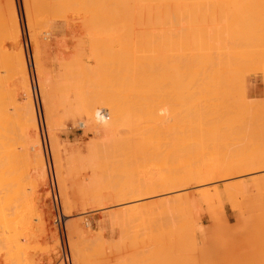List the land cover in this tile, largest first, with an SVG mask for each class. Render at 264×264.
<instances>
[{"label":"rangeland","instance_id":"1","mask_svg":"<svg viewBox=\"0 0 264 264\" xmlns=\"http://www.w3.org/2000/svg\"><path fill=\"white\" fill-rule=\"evenodd\" d=\"M13 1L19 31L18 45L24 57L40 142V147H34L30 152L31 154L35 152V156L42 157L45 181L35 179V174H31L33 168L28 165L30 175L27 180L24 179L26 176L23 178L24 181L21 180L22 176L19 178L21 184L17 183L14 146L17 133L15 131L16 112L12 103L13 92L15 94L12 86L15 79L11 78L15 76L10 71L11 65L7 61L10 54L15 51L16 45L10 41L9 37L6 38L9 36V31L5 33L7 28H3L0 33V52L2 51L0 53V87L2 85L0 89V170L2 169L0 171V264H63L60 260L58 232L48 201L47 171L49 167L54 170L58 183L72 264H196V261L197 264H264V170L259 173L255 172L251 176L258 179L259 184L256 179L245 181L247 177H230L218 181H215L218 179L215 178L208 184L205 183L206 176L204 175L207 167L216 164L227 163L230 166L231 163L232 166L233 163H248V160H253V158L259 159L260 162L261 159L264 160V44L262 43L264 42V22L260 25V29L258 28L262 33L261 40L250 48L251 58L245 59L239 53L232 59L230 57L229 62L231 60L232 62L220 66L222 69L218 70L220 77L216 75L222 80V85L218 79L219 87L217 86L215 91L212 87L205 90L203 85L202 38L179 35L183 29L176 22L169 24L170 27L172 26V35L154 38L147 33L145 34L146 39L142 40L134 36L136 31L139 34L144 32L146 28L140 27L142 25L124 27V19L98 24L88 21L87 16L80 9L83 0H71L70 2L69 0ZM255 1L251 3L254 7L251 4L247 7V12L250 15L253 14L258 20L257 17H264V4L261 6L264 0L260 5ZM111 2L106 8L112 5L114 8L110 7V9L113 11L116 9L121 13L120 2L116 0H111ZM163 3L162 6L167 4ZM199 3L197 5L201 6L202 2ZM238 3L242 1L239 0ZM170 4L169 2L167 5L171 10H168L169 7L166 5L167 9L165 6L160 7L161 11L165 8V12L166 10L171 12L178 8L176 4ZM160 5L158 4L157 7ZM194 5L196 7L195 3ZM190 6L194 8L193 4ZM187 7L190 9L189 6ZM217 7L216 5V10L219 9ZM243 7L241 6L242 9ZM255 9L259 12L255 13L257 11ZM122 26L127 31L122 29ZM95 27L106 29L105 31L97 30ZM99 30L101 32H98ZM3 32L5 38H3ZM181 33H184V30ZM131 34L134 35L131 37ZM119 38L128 45L122 46L124 42L117 40ZM195 43H198L197 46ZM124 47L129 49H124ZM214 56L212 60L215 61ZM174 66L178 70L173 72L176 74V79L171 71ZM210 68L211 66L207 70L209 73ZM187 75L190 78H187ZM96 85L100 91L96 90ZM188 86L190 90L187 89ZM218 88L219 91L221 90L220 93L224 94L223 98L220 93L217 95ZM120 89L124 91V95ZM112 100L113 103H111ZM260 104L263 106L260 107ZM253 108L259 110L255 109V112ZM87 109L100 113V116L95 117V125L89 126L90 119ZM235 109L238 114L235 113ZM126 113L130 114L125 118L136 120V126L129 127L121 123V115ZM158 115L160 120H158ZM154 118L158 122L156 120L155 123ZM145 119L147 122L143 121ZM220 119L221 121L217 122ZM106 121L111 123L108 124ZM213 121L215 124L212 123ZM228 124L229 128L236 129L233 133L231 129L230 133L229 129L226 130ZM231 124L233 127L230 126ZM208 126L214 131H220L218 134L209 131L211 129ZM108 127L114 132H110V137L106 139L102 147L100 144L103 141L102 131ZM163 127H169V130L166 131ZM237 127H242L239 129L242 133ZM221 134H224V137ZM230 134L232 138L229 137ZM225 135L229 136L226 138ZM95 144L99 147L96 145L95 148ZM92 145L97 151V158L101 159L95 167L87 165L88 159L95 155V151L88 148ZM182 157L185 159L183 160ZM20 170L24 171L19 167L17 174L21 172ZM193 170L197 172L193 174L194 172H191ZM219 170L218 168V173ZM178 173L180 176H176L179 175ZM184 173L187 174L184 176ZM196 173L202 180L196 178ZM218 173L213 172L215 177ZM190 174H193L192 177L195 179L187 176ZM207 176L210 177L208 174ZM187 177L190 181L193 179L194 187L189 184L191 182L187 181L189 180ZM163 178L164 182L167 180L165 187L184 185L182 188L186 189L185 192L183 190L180 193L163 197L153 195L151 198L150 196L142 198V201L140 199L132 201L131 198L137 195V191L144 190L146 186L150 189H154L155 186L161 188L158 184L163 182ZM177 178L181 180V184L176 183ZM185 179L190 190L188 187L185 188ZM248 179L249 177L246 180ZM196 180L204 181L196 188L194 185L197 184ZM22 184H24V189ZM19 186L23 190H19ZM186 191L192 192V196L186 194ZM186 195L190 197H185ZM174 196H178L179 199ZM133 205L135 207L131 208ZM256 216H259L257 220ZM252 219L256 221L253 223ZM73 243L76 248L83 247L81 253L76 252L80 250L79 248L74 250ZM83 249L85 254L82 252ZM74 251L76 254L73 253ZM82 254L84 259L81 258Z\"/></svg>","mask_w":264,"mask_h":264},{"label":"bare ground","instance_id":"2","mask_svg":"<svg viewBox=\"0 0 264 264\" xmlns=\"http://www.w3.org/2000/svg\"><path fill=\"white\" fill-rule=\"evenodd\" d=\"M30 1V0H29ZM36 1V0H35ZM38 1V0H37ZM71 0H69L68 2H70ZM117 1H119L120 3L119 4H121V6H122V9H120L121 8V6H119V7H117V8H119L120 10H121V13H119V11L118 10H112L113 8H114V6L112 7V5H110V7H112V9H110V7L109 8H106L109 4H111L112 2H111V0H83V3H82V5L80 6V9H82V11L84 12V14L87 16L86 18H88V21H92V22H94V23H104V22H111V21H117V20H119V19H124V21H125V24H124V27H127V26H133V25H142V26H140V27H145L146 29L144 30V32L142 33V34H139L137 31H136V33H135V37L137 38V39H142L143 40V38H144V40L146 39L145 37H146V35H147V33L150 35V36H152V37H167V36H169V35H172V26L170 27L169 26V24H173L174 22H176V23H178V24H180L181 25V28L184 30V33H181L183 30H181V32H179V35H181V34H183V35H191V36H199V37H201L202 38V41H203V45H201V46H203V48H204V68H203V70H204V79L201 77V76H199V77H201L203 80H204V87H205V90L207 89L208 90V88H210L211 89V87H212V89H216L217 88V86L219 85L218 84V81L220 80L218 77H220L219 76V73H218V70L220 69V66H223L224 64H226V63H228L229 62V59H230V57H231V59H232V57H235L237 54H239V53H241L242 55H243V58H245V59H250L251 58V53H250V48H252V46L253 45H255L258 41H260L261 40V38H262V33H260V31H259V27H261L260 25L264 22V17L262 18H258L257 17V19L258 20H256L255 18H254V16H253V14L252 15H250L248 12H247V7L252 3V1L253 0H247V2L244 0H240V1H242V3H238L239 2V0H116V2ZM161 1V2H160ZM207 1V2H206ZM250 1V2H249ZM255 1V0H254ZM263 0H256L255 1V3L256 2H258L259 3V5H260V3L262 2ZM163 2H165V3H163ZM174 3V4H176L177 6H178V8H176L177 6H175V5H173V6H175V8L176 9H174V10H172L171 12H167V10H166V12L164 11L165 10V8H166V5L168 4V3ZM198 2H202V4H200L201 6H199V5H197L198 4ZM208 2H210V3H208ZM67 3V2H66ZM160 3H161V5H160ZM162 3L163 4H166V5H164L165 6V8L163 9V11H161V9L162 8H160V7H164V6H162ZM194 3L196 4V7H195V5H194ZM206 3L208 4V5H206ZM244 3V4H243ZM246 3V4H245ZM118 4V5H119ZM160 5L159 7H157V5ZM170 4V5H171ZM193 4V6H194V8H192L190 5H192ZM242 4V5H241ZM257 4V3H256ZM262 4H264V3H261V6H263ZM70 5V4H69ZM218 6L217 7V9L218 10H216V8H215V6ZM252 5V4H251ZM250 5V6H251ZM65 6H67V5H65ZM168 7H169V9L168 10H171L170 9V6L169 5H167ZM186 6H189L190 7V9H188V7L186 8ZM241 6L243 7V9L241 8ZM249 6V7H250ZM253 6V5H252ZM213 7V8H212ZM254 7V6H253ZM257 7H259V6H257ZM31 8V7H30ZM185 8V9H184ZM192 8V9H191ZM241 8V9H240ZM160 9V10H159ZM167 9V8H166ZM173 9V8H172ZM68 10V9H67ZM110 10V11H109ZM159 10V11H158ZM252 10H254V9H252ZM255 10H257V9H255ZM39 11V10H38ZM117 11H118V13H119V16H118V13H117ZM29 12V11H28ZM256 12H259L258 10L257 11H255V13ZM261 12V11H260ZM263 12V11H262ZM15 7H14V1L13 0H3L2 2H0V17H1V20H0V24H2L1 26H0V33H2V29L3 28H7V29H5V33L6 32H8L9 31V36H6V38L7 37H9L10 38V41L11 42H14L15 43V45H16V49H15V51L12 53V54H10V57H9V60H7L10 64L9 65H11V70L10 71H12V73H14V75L13 76H15V77H11V78H14L15 80V82H14V85L12 86V88L14 87V91H15V94H14V92H13V96H12V103H13V108H15V112H16V127H15V131L17 132H15L14 131V133H16V145H14L15 146V150H16V154H15V156H16V165H17V170H19V167H20V169L21 168H23V170L24 171H22V170H20L21 172L20 173H22V174H20L19 172V174H17V170H16V172H15V175H16V179L18 180V184H21L20 183V181L21 180H23V178L24 179H26L27 180V177L30 175V174H28L29 173V170L27 169V166L28 165H31V167L33 168V172L31 173V174H35L34 176H36V178L35 179H39V180H44L45 181V171H44V163H43V160H42V157L41 156H35L34 155V153L33 154H31V150L32 149H34V147H40V142H39V137H38V131H37V127H36V120H35V115H34V110H33V107H32V97H31V91H30V86H29V82H28V76H27V71H26V68H25V63H24V57H23V53H22V50H21V47L18 45V42H19V31H18V25H17V22H16V15H15ZM76 13V12H75ZM82 13V12H81ZM169 13V14H168ZM171 13V14H170ZM39 14V13H38ZM79 14H80V12H79ZM259 14V13H258ZM263 14H264V12H263ZM40 15V14H39ZM44 15V14H43ZM257 15V14H256ZM258 16V15H257ZM261 16V15H260ZM264 16V15H263ZM105 17H108V19H104ZM36 18V17H35ZM84 19V18H83ZM46 22V21H45ZM37 23V22H36ZM38 23H39V21H38ZM112 24H113V22H112ZM107 25V24H106ZM121 25H123V24H121ZM4 26V27H3ZM39 26V25H38ZM114 26V25H113ZM113 26L111 27V28H113ZM169 26V27H168ZM123 27V26H122ZM122 28V29H125V28ZM175 27V26H174ZM177 27V26H176ZM262 27H263V25H262ZM97 30L98 29H101V30H103V31H105V29L106 28H102V27H95ZM143 28H141V29H143ZM259 28V29H258ZM264 28V27H263ZM107 29H110V28H107ZM131 29V28H130ZM8 30V31H7ZM101 30H99L98 32H101ZM111 31H112V29H110ZM110 30H109V32H110ZM126 30V29H125ZM129 30V29H128ZM135 30V29H134ZM136 30H138V29H136ZM102 31V32H103ZM108 31V30H107ZM127 31V30H126ZM129 31H131V30H129ZM141 32V31H140ZM264 32V31H263ZM4 33V32H3ZM5 33H4V35H3V38H5L4 36H5ZM129 33V32H128ZM138 33V34H137ZM109 34H111V33H109ZM146 34V35H145ZM105 35V34H104ZM113 35V34H112ZM132 34H131V37L133 36ZM145 35V36H144ZM178 35V34H177ZM264 35V34H263ZM2 36V35H1ZM117 37V36H116ZM134 38V37H133ZM135 38V39H136ZM153 38V39H154ZM188 38V37H187ZM121 39H123V38H121ZM190 39V38H189ZM189 39H187V40H189ZM1 40V39H0ZM9 40V39H8ZM7 40V41H8ZM117 40H119V41H121L120 40V38L119 39H117ZM133 40V39H132ZM6 41V39L4 40V42ZM10 41H8V42H10ZM134 41V40H133ZM135 41H137V40H135ZM191 41H192V39H191ZM121 42H124V41H121ZM187 43H189L188 41H186ZM192 43V42H191ZM263 44H264V42H262ZM122 44V43H121ZM136 44H138V43H136ZM196 44V43H195ZM198 44V43H197ZM197 44H196V46H197ZM260 44V43H259ZM1 45V44H0ZM128 45V44H127ZM126 44H125V42H124V45L122 44V46H127ZM193 45V47H194V44H192ZM195 46V47H196ZM127 47H124V49H126ZM200 48V47H199ZM202 48V47H201ZM259 48V47H258ZM129 48H127V50H128ZM1 50V49H0ZM168 50V49H167ZM202 50V49H201ZM253 50V49H252ZM256 51H257V49H255ZM260 50H262L261 48H260ZM260 50H259V52H260ZM130 51V50H129ZM155 51H157V50H155ZM264 51V50H263ZM2 52V51H1ZM0 52V53H1ZM12 52V51H11ZM258 52V53H259ZM5 53V52H4ZM200 53V52H199ZM264 53V52H263ZM212 54H215V56H214V58L216 57V60L214 61V60H212L213 59V56H212ZM256 56V55H255ZM143 57V56H142ZM258 58V57H257ZM244 59V60H245ZM260 59V58H259ZM190 61V60H189ZM194 61H196V60H194ZM239 61H240V59H239ZM241 61H242V59H241ZM38 62V61H37ZM230 62H232V60L230 61ZM229 62V63H230ZM235 62V61H234ZM233 62V63H234ZM237 62V61H236ZM257 62V61H256ZM72 63V62H71ZM88 63V62H87ZM241 63V62H240ZM244 63V62H243ZM242 63V64H243ZM246 63V62H245ZM39 64V63H38ZM194 64V63H193ZM192 64V65H193ZM207 64H209V65H207ZM235 64V63H234ZM241 64V65H242ZM252 64V63H251ZM8 65V66H9ZM40 65V64H39ZM38 65V66H39ZM63 65V64H62ZM85 65V64H84ZM240 65V64H239ZM249 65V64H248ZM1 66V65H0ZM5 66V65H4ZM8 66H6V67H8ZM184 66V65H183ZM208 66V67H207ZM211 66V72H212V70H213V72L211 73H209V71H207V70H209V67ZM243 66V65H242ZM247 66V65H246ZM5 67V68H6ZM64 67V69H66V67H68L67 65H66V67L65 66H63ZM72 67V66H71ZM172 67V66H171ZM170 67V68H171ZM237 67V66H236ZM249 67V66H248ZM251 67V66H250ZM62 68V67H61ZM70 68V67H69ZM76 68V67H75ZM168 68V67H167ZM215 68V69H214ZM245 68V67H244ZM74 69V68H73ZM201 69V68H200ZM199 69V70H200ZM229 69V68H228ZM9 70H7L8 72H9ZM78 70V69H77ZM169 70H171V69H169ZM175 69V66H174V68H172V73L173 72H176V71H178V70H176ZM198 70V69H197ZM202 70V71H203ZM220 70H222V69H220ZM232 70V69H231ZM244 70V69H243ZM14 71V72H13ZM225 71V70H224ZM7 72V73H8ZM63 72V71H62ZM73 72V71H72ZM170 72V71H169ZM189 72V71H188ZM194 72V71H193ZM199 72V71H198ZM232 72V71H231ZM230 72V73H231ZM242 72V71H241ZM4 73V72H3ZM10 73V72H9ZM78 73V72H77ZM223 73V72H222ZM227 73V72H226ZM226 73H224V74H226ZM235 73V72H234ZM238 73V72H237ZM236 73V74H237ZM255 73V72H254ZM76 74V73H75ZM174 74V73H173ZM173 74H171V76L173 75ZM192 74V73H191ZM202 74H203V72H202ZM216 74H218V77H217V75ZM229 74V73H228ZM227 74V75H228ZM244 74V73H243ZM84 75V74H83ZM149 75V74H148ZM175 75V79L177 78L176 77V74H174ZM179 75V74H178ZM198 75H199V73H198ZM232 75V74H231ZM2 76V75H1ZM75 76V75H74ZM78 76V75H77ZM96 76V75H95ZM133 76V75H132ZM181 76V75H180ZM237 76V75H236ZM235 76V77H236ZM239 76H241V75H239ZM5 77V76H4ZM83 77H85V76H83ZM82 77V78H83ZM94 77V76H93ZM166 77V76H165ZM183 77H185V76H183ZM187 78H190L188 75L186 76ZM185 77V78H186ZM195 77H197V76H195ZM230 77V76H229ZM234 77V76H233ZM238 77V76H237ZM80 78V77H79ZM134 78V77H133ZM132 78V79H133ZM187 78H186V80H187ZM193 78V77H192ZM200 78V79H201ZM240 78V77H239ZM91 79V77L89 78V80ZM195 79H197V78H195ZM194 79V80H195ZM201 79V80H202ZM219 79V80H218ZM242 79V78H241ZM169 80H170V78H169ZM190 80V79H189ZM223 80H225V78L223 79ZM229 80V79H228ZM232 80V79H231ZM237 80V79H236ZM92 81V80H91ZM168 81V80H167ZM172 81V80H171ZM197 81H198V79H197ZM196 81V82H197ZM227 81V80H226ZM238 81V80H237ZM98 82V81H97ZM200 82V81H199ZM199 82H197V83H199ZM220 85H222V80H220ZM228 82V81H227ZM168 83V82H167ZM225 83V82H224ZM2 84V83H1ZM178 84H179V81H178ZM16 85V86H15ZM91 85V84H90ZM169 85V84H168ZM202 85V84H201ZM200 85V86H201ZM224 85V84H223ZM233 85V84H232ZM231 85V86H232ZM97 86V85H96ZM95 86V87H96ZM133 86V85H132ZM177 86H179V85H177ZM226 86H229V85H227L226 84ZM1 87H2V85H1ZM1 87H0V89H1ZM9 87V86H8ZM185 87V86H184ZM219 87V86H218ZM222 87V86H221ZM224 87H225V85H224ZM83 88V87H82ZM99 87L97 86V91H100V89H98ZM105 88V87H104ZM103 88V89H104ZM173 88V87H172ZM180 88H181V86H180ZM189 88V86L187 87V89ZM198 88V87H197ZM200 88V87H199ZM202 88V87H201ZM223 88V87H222ZM227 89L228 88H230V87H226ZM3 89V88H2ZM102 89V88H101ZM115 89V88H114ZM182 89H183V87H182ZM224 89V88H223ZM222 89V90H223ZM9 90V89H8ZM117 90V89H116ZM189 90H190V88H189ZM213 90V91H214ZM231 90V89H230ZM234 90V89H233ZM3 91V90H2ZM1 91V92H2ZM10 91H11V89H10ZM94 91V90H93ZM97 91H96V93H97ZM101 91H103V90H101ZM127 91V90H126ZM192 91V90H191ZM202 91V90H201ZM216 91V90H215ZM217 91H219V88L217 89ZM224 91V90H223ZM227 91V90H226ZM229 91V90H228ZM241 91V90H240ZM245 91V90H244ZM244 91H242V92H244ZM106 91H104V93H105ZM108 92H109V90H108ZM120 92L123 94V92L124 91H122V89H120ZM179 92H180V90H179ZM185 92V94H187L186 93V91H184ZM187 92H188V90H187ZM221 92V90L217 93V95H219V93ZM238 92V91H237ZM2 93H4V91L2 92ZM1 93V94H2ZM104 93H103V95H104ZM193 93V92H192ZM198 93V92H197ZM216 93V92H215ZM214 93V94H215ZM225 93V92H224ZM228 93V92H227ZM236 93V92H235ZM99 94V93H98ZM100 94H101V92H100ZM137 94V93H136ZM198 94H200V92L198 93ZM208 95H209V93H207ZM211 94V93H210ZM229 94V93H228ZM227 94V95H228ZM231 94V93H230ZM229 94V95H230ZM245 94V93H244ZM6 95V94H5ZM4 95V96H5ZM96 95V94H95ZM124 95V94H123ZM139 95V94H138ZM189 95V94H188ZM193 96H194V94H192ZM220 95H222L221 93H220ZM224 95V94H223ZM223 95H222V98H223ZM233 95V94H232ZM237 95H239V93L237 94ZM116 96V95H115ZM127 96V95H126ZM134 96H135V93H134ZM141 96V95H140ZM143 96V95H142ZM3 97V96H2ZM146 97V96H145ZM166 97V96H165ZM184 97H185V95H184ZM191 97V96H190ZM190 97H188L189 99H191ZM197 97V96H196ZM200 97V96H199ZM235 97H237L236 95H235ZM239 97V96H238ZM8 98V97H7ZM110 98H111V95H110ZM109 97H108V99H110ZM173 98H175V97H173ZM172 98V99H173ZM219 98H220V96H219ZM218 98V99H219ZM222 98H221V100H222ZM225 98V97H224ZM240 98V97H239ZM10 99V98H9ZM107 99V98H106ZM105 99V100H106ZM112 99V98H111ZM141 99V98H140ZM178 99V98H177ZM181 99V98H180ZM196 99V98H195ZM215 99H217V98H215ZM217 99V100H218ZM226 99V98H225ZM236 99V98H235ZM238 99V98H237ZM185 100H186V98H185ZM198 100V99H197ZM120 101V100H119ZM124 101H126V99L124 100ZM170 101V103H171V100H169ZM169 101H168V104H170L169 103ZM182 101V100H181ZM186 101H189L188 99L186 100ZM227 101V100H226ZM229 101V100H228ZM232 102L234 101V100H231ZM243 101V100H242ZM118 102V101H117ZM123 102V101H122ZM127 102H129V101H127ZM157 102V101H156ZM192 102V101H191ZM10 103V102H9ZM111 103H113V100H112V102ZM181 103V102H180ZM184 103H187V102H185L184 101ZM199 103V102H198ZM201 103V102H200ZM217 103V102H216ZM109 104V103H108ZM117 104V103H116ZM142 104V103H141ZM160 104V103H159ZM173 104V103H172ZM175 104V103H174ZM189 104V103H188ZM230 104V103H229ZM261 104H263V103H261ZM260 104V107L261 106H263V105H261ZM177 105V104H176ZM178 105H180V104H178ZM195 105V104H194ZM202 105H205V104H203L202 103ZM210 105V104H209ZM214 105V104H213ZM222 105V104H221ZM228 105V104H227ZM6 106V105H5ZM4 106V107H5ZM111 106V105H110ZM109 106V107H110ZM121 106V105H120ZM133 106V105H132ZM138 106V105H137ZM181 106V105H180ZM186 106V105H185ZM197 106V105H196ZM224 106H225V104H224ZM235 106H236V104H235ZM238 106H240V104L238 105ZM163 107V106H162ZM187 107V106H186ZM188 107H190V106H188ZM192 107V106H191ZM217 107H218V105H217ZM259 107V108H260ZM133 109H134V107H132ZM141 108V107H140ZM156 108H158L157 107V105H156ZM183 108H184V106H183ZM201 108H203V107H201ZM228 108V107H227ZM233 108V107H232ZM235 108V107H234ZM244 108V107H243ZM247 108V107H246ZM251 108V107H250ZM250 108H248V110H250ZM264 108V107H263ZM119 109V108H118ZM117 109V110H118ZM137 109H138V107H137ZM185 109V108H184ZM183 109V110H184ZM189 109V108H188ZM197 109V108H196ZM213 109V108H212ZM237 109V108H236ZM235 109V110H236ZM252 109V108H251ZM254 109V108H253ZM256 109V108H255ZM254 109V111L256 112V110H259V109H256L255 110ZM261 109V108H260ZM88 110V109H87ZM116 110V111H117ZM130 110V109H129ZM136 110V109H135ZM198 110V109H197ZM207 110V109H206ZM210 110V109H209ZM214 110V109H213ZM243 110V109H242ZM125 111V110H124ZM128 111V110H127ZM218 111V110H217ZM216 111V112H217ZM246 111H247V109H246ZM250 111H252V110H250ZM88 112H89V119H90V124H89V126L90 125H95L94 124V121H95V117L97 116H100L99 114V112L98 111H94V112H92V111H90V110H88ZM119 112H122V111H120L119 110ZM126 112V111H125ZM130 112V111H129ZM156 112V111H155ZM189 112V111H188ZM187 112V113H188ZM211 112V111H210ZM215 112V111H214ZM233 112V111H232ZM231 112V113H232ZM263 112V111H262ZM122 113H124V112H122ZM181 113H183V111L181 112ZM204 113V112H203ZM206 113H208V112H206ZM220 113H221V111H220ZM228 113V112H227ZM235 113H237L238 114V112H237V110H236V112ZM246 113V112H245ZM259 113V112H258ZM128 114H130V113H126L125 115L123 114V115H121L122 116V118H121V123L122 124H124V125H126V126H129V127H133V126H136L137 124V122L135 123V121L136 120H131V119H128V117L127 118H125L126 117V115H128ZM185 114H186V111H185ZM198 114V113H197ZM202 114V113H201ZM217 114V113H216ZM228 114H230V113H228ZM260 114V113H259ZM119 115H120V113H119ZM172 115V114H171ZM193 116L195 115V114H192ZM205 115V114H204ZM209 115H211V113L209 114ZM244 115V114H243ZM192 116V117H193ZM196 116V115H195ZM214 116V115H213ZM221 116H223V115H221ZM141 117V116H140ZM139 117V118H140ZM158 117H159V115H158ZM172 116H170V118H171ZM183 117V116H182ZM191 117V118H192ZM199 117V116H198ZM206 117L208 118V116L206 115ZM209 117H211V116H209ZM250 117V116H249ZM173 118H174V116H173ZM179 118H181V116L179 117ZM188 118V117H187ZM187 118H185V119H187ZM217 118V117H216ZM226 118V117H225ZM234 118V117H233ZM232 118V119H233ZM245 118H247V117H245ZM255 118V117H254ZM254 118H252V119H254ZM104 119V118H103ZM106 119V118H105ZM144 119V118H143ZM161 118L159 117L158 118V120H160ZM167 119V118H166ZM201 119V118H200ZM263 119V118H262ZM154 120H155V123H156V118H154ZM158 120H157V122H158ZM168 120V119H167ZM176 120V119H175ZM180 120V119H179ZM189 120V119H188ZM223 120V119H222ZM247 120V119H246ZM255 120V119H254ZM99 121V120H98ZM105 121V120H104ZM109 121V120H108ZM108 121H106L107 123H108ZM144 122L146 121V119L145 120H143ZM164 121H166V120H164ZM203 121V120H202ZM205 121V120H204ZM221 121V119L220 120H218L217 122H220ZM226 121H227V119H226ZM233 121V120H232ZM250 121H251V119H250ZM259 121V120H258ZM114 122H116L115 120H114ZM147 122V121H146ZM160 122V121H159ZM174 122H176V121H174ZM178 122H180V121H178ZM185 122V121H184ZM206 122H207V120H206ZM230 122V121H229ZM237 122V121H236ZM240 122V121H239ZM246 122V121H245ZM261 122H263V121H261ZM106 123V124H107ZM111 123V122H110ZM110 123H108V124H110ZM165 123V122H164ZM181 124H182V122H180ZM208 123H210V122H208ZM208 123H206V124H208ZM212 123H214V121L212 122ZM211 123V124H212ZM223 123V122H222ZM231 123V122H230ZM234 123H235V121H234ZM84 124V123H83ZM113 124V123H112ZM112 124H111V126H112ZM163 124V123H162ZM179 124V123H178ZM189 124V123H188ZM197 124H198V122H197ZM200 124V123H199ZM215 124V123H214ZM220 124V123H219ZM238 124V123H237ZM105 125V124H104ZM146 125H147V123H146ZM155 125H157V124H155ZM161 125V124H160ZM164 125V124H163ZM180 125V124H179ZM187 125V124H186ZM224 125V124H223ZM234 125H236V124H234ZM10 126V125H9ZM106 126H108V125H106ZM106 126H105V128H106ZM114 126H116V125H114ZM121 126V125H120ZM142 126V125H141ZM145 126V125H144ZM162 126V125H161ZM166 126H168V124H166ZM210 126V125H209ZM208 126V127H209ZM213 126V125H212ZM230 126H232V124L230 125ZM239 126V125H238ZM244 126V125H243ZM242 126V127H243ZM103 127V126H102ZM157 127H159V125H157ZM157 127H155V128H157ZM170 127V126H169ZM169 127H163V129L165 128L166 129V131L167 130H169ZM178 127H180V126H178ZM187 127V126H186ZM206 127H207V125H206ZM224 127V126H223ZM225 127H226V125H225ZM224 127V128H225ZM228 128L226 129L227 131H228V129H229V133H230V129L232 130V133H233V130H236V129H232V128H229V124H228V126H227ZM233 127V126H232ZM235 127V126H234ZM242 127H240V128H242ZM254 127V126H253ZM14 128V127H13ZM91 128V127H90ZM145 129V127H142V129ZM147 128V127H146ZM221 128V127H220ZM236 128V127H235ZM238 128V127H237ZM240 128H238V131H240L239 129ZM245 128H246V126L244 127V129L243 130H245ZM104 129V128H103ZM141 129V128H140ZM159 129V128H158ZM186 129V128H185ZM207 129V128H206ZM209 129H211V130H209V131H214L212 128H210L209 127ZM219 129V128H218ZM222 129V128H221ZM3 130V129H2ZM187 130V129H186ZM242 130V129H241ZM242 130V131H243ZM250 130H251V128H250ZM191 131H194V130H191ZM190 131V132H191ZM206 131H208V130H206ZM218 131H220V130H217V131H214V132H217V134H218ZM103 133V141H101L100 142V144H101V146L103 147V145L102 144H105V141H106V139L107 138H109L110 137V132H114L112 129H110L109 127H108V129H104L103 131H102ZM126 132V131H125ZM178 132V131H177ZM200 132V131H199ZM203 132H205V131H203ZM225 131L223 130V133H224ZM244 132V131H243ZM250 132V131H249ZM256 132V131H255ZM6 133V132H5ZM194 133V132H193ZM206 133V132H205ZM209 133V132H208ZM211 133V132H210ZM221 133H222V131H221ZM228 133V134H229ZM240 133H242L241 131H240ZM184 134V133H183ZM227 134V133H226ZM1 135V134H0ZM13 135V134H12ZM174 135V134H173ZM213 135V134H212ZM221 135H223V137H224V134H221ZM236 136H237V133L235 134ZM242 135V134H241ZM246 135V134H245ZM5 136V135H4ZM191 136V135H190ZM207 136V135H206ZM214 136V135H213ZM226 136V135H225ZM229 136V135H228ZM228 136H226V138L228 137ZM234 136V135H233ZM5 137H7V136H5ZM203 137V136H202ZM215 137V136H214ZM229 137H231V134H230V136ZM235 137V136H234ZM1 138V137H0ZM10 138V137H9ZM175 138V137H174ZM232 138V137H231ZM239 138V137H238ZM173 139V138H172ZM203 139V138H202ZM221 139V138H220ZM248 139V138H247ZM1 140V139H0ZM4 140H5V138H4ZM4 140H2V141H4ZM212 140V139H211ZM223 140V139H222ZM227 140V139H226ZM234 140V139H233ZM236 140V139H235ZM258 140V139H257ZM8 141V140H7ZM214 141V140H213ZM212 141V142H213ZM221 141V140H220ZM224 141V140H223ZM229 141V140H228ZM244 141V140H243ZM256 141V140H255ZM12 143H14L13 141H11ZM202 142V141H201ZM222 142V141H221ZM249 142V141H248ZM10 143V142H9ZM217 143V142H216ZM227 143V142H226ZM234 143V142H233ZM5 144H7V142L5 143ZM175 144V143H174ZM185 144V143H184ZM189 144H191V143H189ZM213 144H215L214 142H213ZM221 144V143H220ZM236 144V143H235ZM246 144V143H245ZM97 144H95V148L98 146H96ZM204 145V144H203ZM202 145V146H203ZM254 145H255V143H254ZM7 146V145H6ZM93 146V147H92ZM92 146H89L88 148L90 149H92V151L94 152V154L95 155H92L94 158H92V156H91V158H89L88 159V164L87 163H85V164H87V165H90L91 167H95V166H97L99 163H100V161H101V159L100 158H97L98 156L96 155V149H94V145H92ZM191 146V145H190ZM195 146H196V144H195ZM200 146V145H199ZM206 146V145H205ZM204 146V147H205ZM223 146V145H222ZM99 147V146H98ZM194 147V146H193ZM203 147V148H204ZM210 147H211V145H210ZM226 147V146H225ZM12 148V147H11ZM190 148H192V147H190ZM227 148V147H226ZM225 148V149H226ZM239 148V147H238ZM249 148V147H248ZM90 149V150H91ZM102 149H104V148H102ZM101 149V150H102ZM198 149H199V147H198ZM197 149V151H199ZM193 150V149H192ZM191 150V152H193ZM195 150H196V148H195ZM219 150V149H218ZM221 150V149H220ZM223 150H224V148H223ZM89 151V150H88ZM190 151V150H189ZM196 151V153H198ZM210 151V150H209ZM208 151V152H209ZM216 151V150H215ZM236 151V150H235ZM12 152H14V151H12ZM39 152V151H38ZM37 152V153H38ZM105 152V151H104ZM174 152V151H173ZM191 152H189L190 154H192ZM195 152V151H194ZM231 152V151H230ZM89 153V152H88ZM170 153V152H169ZM214 153V152H213ZM232 153V152H231ZM2 154V153H1ZM13 155H14V153H12ZM39 154V153H38ZM180 154V153H179ZM187 154H188V152H187ZM211 154H212V152H211ZM224 154V153H223ZM37 155V154H36ZM42 155V154H41ZM89 156H90V154H88ZM105 156H106V153L104 154ZM206 155H208V154H206ZM205 155V156H206ZM215 155V154H214ZM225 155V154H224ZM96 156V157H95ZM197 156H198V154H197ZM201 156V155H200ZM186 157V156H185ZM9 158H10V156H9ZM15 158V157H14ZM96 158V159H95ZM104 158V157H103ZM209 158V157H208ZM217 158V157H216ZM238 158V157H237ZM168 159V158H167ZM182 159H183V157H182ZM185 159V158H184ZM183 159V160H184ZM199 159V158H198ZM214 159V158H213ZM221 159H222V157H221ZM229 159V158H228ZM235 159V158H234ZM164 160V159H163ZM251 160V161H250ZM255 160V161H254ZM257 159H254L253 158V160L252 159H249L248 160V163L246 162L245 164L243 163V164H235V163H233L232 164V166H231V163H230V166H229V164H227V163H225V164H216V165H213V166H210L207 170L205 169V176H206V182L205 183H211V182H213L214 180H215V178L217 179V180H215V181H218V180H226L227 178L229 179L230 177H249V179L248 180H246L245 179V181H251V180H254V179H256V178H254V177H251L252 175H254L255 174V172H260L261 170H264V162L263 163H261L262 161H264L263 159H261V162H260V160L258 159L257 161H256ZM10 161V160H9ZM13 161V160H12ZM11 161V162H12ZM168 161V160H167ZM174 161V160H173ZM207 161V160H206ZM259 161V162H258ZM3 162V161H2ZM254 162V163H253ZM13 163V162H12ZM12 163H11V165H12ZM20 163V164H19ZM164 163H165V161H164ZM172 163H174V162H172ZM84 164V163H83ZM200 164V163H199ZM205 164V163H204ZM209 164V163H208ZM228 166H227V165ZM7 165V164H6ZM21 165V166H20ZM171 165V164H170ZM173 165V164H172ZM178 165V164H177ZM180 165V164H179ZM182 165V164H181ZM222 165V166H221ZM224 165V166H223ZM241 165V166H240ZM5 166V165H4ZM3 166V167H4ZM6 167V166H5ZM14 167V166H13ZM194 167H195V165H194ZM206 167V166H205ZM216 167V168H215ZM224 167V168H223ZM200 168V167H199ZM199 168H197V169H199ZM203 168V167H202ZM201 168V169H202ZM214 168V169H213ZM218 168L220 169L219 171V173H218ZM96 169V168H95ZM94 169V170H95ZM192 169H194V168H192ZM191 169V170H192ZM196 169V168H195ZM209 169L211 170H213V172H215V171H217V173H218V175H216V177L214 176V174H213V172H212V170L211 171H209ZM2 170V169H1ZM0 170V171H1ZM181 171V170H180ZM206 171H207V174L210 176V177H208L207 176V174H206ZM97 172H99V171H97ZM190 172V171H189ZM193 174H195V172H197V170H193V171H191ZM198 172L199 173H202V171L200 172L199 170H198ZM212 173V174H211ZM179 174V173H178ZM182 174H183V171H182ZM185 174H187V173H184V176H185ZM192 174V175H193ZM216 174V173H215ZM14 175V176H15ZM192 175L190 174V175H187L188 177H192ZM196 175H197V173H196ZM23 176V177H22ZM175 176V175H174ZM176 176H180V174L179 175H176ZM195 176V175H194ZM211 176H213V177H211ZM7 177V176H6ZM22 177V179L21 180H19V178H21ZM182 177H183V175H182ZM187 177V179H189V180H187V181H190V178H188ZM198 177H200V175H197V179L199 180H202V178H198ZM201 177H203V175L201 176ZM11 178V177H10ZM166 178V177H165ZM174 178V177H173ZM181 178V177H180ZM184 178V177H183ZM182 178V179H183ZM186 178V177H185ZM192 178H194L195 179V177H192ZM191 178V179H192ZM209 178V179H208ZM241 178V179H242ZM29 179H30V177H29ZM178 179V178H177ZM177 179H175V180H177ZM159 180H161V179H159ZM198 180H196L197 181V184L195 183L194 185L196 186V188L204 181H199L198 182ZM244 180V179H243ZM24 181V180H23ZM33 181V180H32ZM43 181V182H44ZM163 182L162 183H159L158 184V186L160 185V187L161 188H157L156 186L154 187V186H152V188L154 187V189H150V188H148V186H146L147 188H143L144 190H138L137 191V195L135 196V197H132L131 199H132V201H134L135 199V201H137V200H141L142 198H145V197H149L150 196V198H151V196H155V195H162V197L164 196V195H167L168 196V194H175V193H180V192H182L183 190H184V192H185V190L186 189H184V188H182L184 185H183V180H182V187H177V186H172V187H165V182L167 183V180H165V182H164V178H163V180H162ZM192 181H193V179H192ZM192 181H190L191 183H189V184H191V186H193V184H192ZM256 181H257V184H259L258 183V179H256ZM38 182V181H37ZM42 182V183H43ZM161 182V181H160ZM179 183V184H181V180L180 179H178V181H176V183ZM195 182V181H194ZM193 182V183H194ZM262 182V181H261ZM14 183H16V182H14ZM22 183H25V182H22ZM164 183V184H163ZM177 183V184H178ZM186 183V184H185ZM185 188L186 187H188L189 186V184H187V182H186V179H185ZM249 183V182H248ZM144 184V183H143ZM156 184H157V182H156ZM156 184H154V185H156ZM247 184V183H246ZM251 184V183H250ZM23 185V189H24V184H22ZM22 185H21V187H22ZM161 185H163V186H161ZM203 185H205L204 183H203ZM17 186V185H16ZM20 187V186H19ZM18 187V188H19ZM20 187V188H21ZM165 187V188H164ZM194 187V186H193ZM201 187V186H200ZM204 187V186H203ZM19 188V190H23L22 188L20 189ZM164 188V189H163ZM167 188V189H166ZM14 189V188H13ZM192 189V188H191ZM188 190H190L189 189V187H188ZM18 191V190H17ZM43 191V190H42ZM22 192V191H21ZM133 192V190L131 191V193ZM136 192V191H135ZM250 192V191H249ZM17 193V192H16ZM18 193H19V191H18ZM130 193V192H129ZM189 194L190 196H192V192H187L186 191V194ZM11 194V193H10ZM184 194V193H183ZM1 195V194H0ZM18 195H20V194H18ZM18 195H16V196H18ZM22 195V194H21ZM29 195V194H28ZM182 195V194H181ZM185 195V194H184ZM189 195H186L185 197H190ZM11 196V195H10ZM122 196V195H121ZM176 196V195H175ZM174 196V197H175ZM180 196V195H179ZM123 197V196H122ZM170 197H173V196H170ZM178 197V196H177ZM177 197H175V198H177ZM175 198H173V199H175ZM181 198V197H180ZM130 199V200H131ZM134 199V200H133ZM178 199H179V197H178ZM124 200V199H123ZM128 200V199H127ZM129 200V201H130ZM131 201V202H132ZM134 201V202H135ZM142 201V200H141ZM164 201V200H163ZM119 202V201H118ZM117 202V203H118ZM121 202V201H120ZM124 202H125V200H124ZM130 202V203H131ZM133 202V203H134ZM139 202V201H138ZM137 202V203H138ZM127 203H128V201H127ZM132 203V204H133ZM136 203V204H137ZM123 204V203H122ZM125 204V203H124ZM129 204V203H128ZM135 204V205H136ZM23 205V204H22ZM131 205V204H130ZM138 205H139V203H138ZM138 205H137V207H138ZM143 205V204H142ZM0 206H1V204H0ZM3 207V206H2ZM135 206L133 205V207H131V208H134ZM139 207H140V205H139ZM68 208V207H67ZM127 209V208H126ZM104 215V214H103ZM106 215V214H105ZM3 217V216H2ZM119 217V216H118ZM259 217V216H258ZM257 216H256V220H257V218H258ZM3 220H4V218H3ZM146 220V219H145ZM253 220V223L256 221H254V219H252ZM251 221V220H250ZM79 222H80V220H79ZM70 224V223H69ZM78 224V223H77ZM20 229V228H19ZM2 231V230H1ZM71 231V230H70ZM90 231V230H89ZM78 233V232H77ZM45 234V233H44ZM1 235V234H0ZM77 235H79V234H77ZM152 235V234H151ZM54 237V236H53ZM74 237V236H73ZM154 237V236H153ZM81 238V237H80ZM82 241V240H81ZM44 242V241H43ZM93 242V241H92ZM88 243V242H87ZM38 244V243H37ZM106 244V243H105ZM110 244V243H109ZM127 244V243H126ZM72 246H73V248H74V250H76V249H78L79 247H77L76 248V246H75V244L73 243L72 244ZM155 247V246H154ZM81 248H83V247H81ZM81 248H79L80 250H76V252L77 251H79L80 253H81ZM90 248V247H89ZM263 248V247H262ZM85 249V248H84ZM84 249L82 250V252H84ZM150 249V248H149ZM95 250V249H94ZM43 251V250H42ZM102 251V250H101ZM151 251V250H150ZM78 252V254H80ZM74 254H76L75 253V251L73 252ZM125 253V252H124ZM84 254H85V252H84ZM98 254H100V253H98ZM263 254V253H262ZM86 256V255H85ZM141 256V255H140ZM207 256H208V254H207ZM79 257V256H78ZM81 258L82 259H84V256H83V254H82V256H81ZM86 258V257H85ZM88 258V257H87ZM86 258V259H87ZM99 258V257H98ZM132 260V259H131ZM84 261V260H83ZM140 261V260H139ZM200 262V261H199ZM18 263V262H17ZM110 263V262H109ZM194 263V262H193ZM207 263H209V262H207ZM212 263V262H211ZM189 264V263H188ZM196 264H197V261H196Z\"/></svg>","mask_w":264,"mask_h":264},{"label":"built area","instance_id":"3","mask_svg":"<svg viewBox=\"0 0 264 264\" xmlns=\"http://www.w3.org/2000/svg\"><path fill=\"white\" fill-rule=\"evenodd\" d=\"M47 191L49 193L48 201L53 213V222L57 228L60 260L63 264H72L69 252V243L64 222V213L62 210L61 198L58 188L56 175L53 169L49 167L47 171Z\"/></svg>","mask_w":264,"mask_h":264}]
</instances>
